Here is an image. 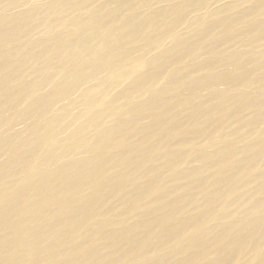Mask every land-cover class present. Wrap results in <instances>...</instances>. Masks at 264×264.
<instances>
[{"label":"bare ground","instance_id":"1","mask_svg":"<svg viewBox=\"0 0 264 264\" xmlns=\"http://www.w3.org/2000/svg\"><path fill=\"white\" fill-rule=\"evenodd\" d=\"M0 264H264V0H0Z\"/></svg>","mask_w":264,"mask_h":264}]
</instances>
